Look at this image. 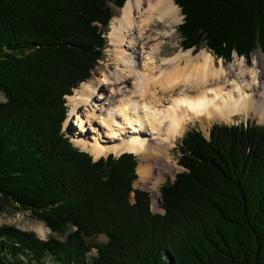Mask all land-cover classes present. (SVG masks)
<instances>
[{
  "label": "trees",
  "instance_id": "obj_1",
  "mask_svg": "<svg viewBox=\"0 0 264 264\" xmlns=\"http://www.w3.org/2000/svg\"><path fill=\"white\" fill-rule=\"evenodd\" d=\"M185 50L230 60L264 53V0H175ZM126 0H0V211L29 212L52 235L0 225V264H264V126L188 130L183 170L161 206L134 188L132 153L91 159L62 131L65 95L91 75L112 6ZM134 196L132 199V193ZM105 235L106 242L90 241Z\"/></svg>",
  "mask_w": 264,
  "mask_h": 264
},
{
  "label": "bare ground",
  "instance_id": "obj_2",
  "mask_svg": "<svg viewBox=\"0 0 264 264\" xmlns=\"http://www.w3.org/2000/svg\"><path fill=\"white\" fill-rule=\"evenodd\" d=\"M174 2L127 0L112 21L111 39L114 62H120L122 53L127 51L134 57L135 66L125 70L109 69V73L103 72L97 81L83 84L70 98L72 111H77L76 118L84 115L88 122L100 118L93 127L98 140H103L102 133L105 135L106 129L108 137L118 138L121 135L118 126L122 123L148 132L147 143L133 140L129 145L133 151H124L140 157L138 183L144 186L149 185L155 173L157 181H164L168 177L165 173L178 167L173 162L171 148L185 131L188 121L202 116L222 117L232 122L236 114L249 115L253 110L264 116V81H257L256 74L246 69L243 61L239 63L238 72L224 67L222 62L220 68H215L212 56L204 50L199 54L203 62L198 68L195 57L187 61V65H193L196 70L193 80L189 81V75L181 72L180 68L186 67L180 58L192 57L191 53L181 51L174 57L161 56L162 46L173 40L172 28L182 19L180 8ZM261 54L260 51L258 61H262ZM120 93L121 98L113 103L111 97L117 98ZM95 96L98 99L93 102ZM164 102L169 103L166 109L159 107L164 106L161 105ZM72 118L69 113L67 121ZM79 120L83 123V118ZM77 142L86 146L89 140ZM91 155L97 159V155ZM155 186L153 188L157 189ZM164 211L162 207L161 212Z\"/></svg>",
  "mask_w": 264,
  "mask_h": 264
},
{
  "label": "rangeland",
  "instance_id": "obj_3",
  "mask_svg": "<svg viewBox=\"0 0 264 264\" xmlns=\"http://www.w3.org/2000/svg\"><path fill=\"white\" fill-rule=\"evenodd\" d=\"M174 3H176V2H174ZM109 5L112 6L111 8L113 10V17L111 18L109 25L106 27L105 36L107 38V43H106L105 47H103L105 49H103L102 57L97 61V63H96L97 65L95 66V68L92 69L91 75L89 76V78H87L85 81H82L78 85L79 87L78 86L75 87L70 95L64 96V98L66 99L65 104L68 107L66 115L68 116L69 113H71V115H73V118L71 120L67 121V119H65V121L63 123V127L66 130V134L70 137V140L72 141L74 146H76V147L79 146L80 147L79 149L83 150V151L88 150L91 154L94 153L95 156L97 155V158L104 155V154H109L111 152L119 154V153L124 152V151H133L129 147V145L133 142V140H136L140 143H144V142L147 143L148 142V140H147L148 132H145L144 130H138V128H135V127L129 125L128 123H124V124L122 123L121 125L118 126L119 132L121 134L118 138L108 137V135H106L108 130L106 129L105 135H103V133H102L103 140H101V139L98 140V138H97L98 134H96L95 131H93V127L97 126L96 123L101 121L100 118L99 119H93L90 122H88L87 119L85 118V116L81 115V116H79V118H83V123H81L79 118H76L77 117V111H72V109H73L71 107L72 105L70 106V104H71L70 98L73 97L72 94L73 93L76 94L77 90L83 84L91 83L92 81H97L103 72L106 71L105 73H109V71H110L109 69H112L111 71H113V70H116L118 67L120 70H125V69H130L131 67L135 66V65H133V62L135 60L134 57L131 55L130 52H127V51L122 53L123 55H121L122 59L120 62H117V63L114 62L115 61V53H114V46H113L114 44H113L112 39H111L112 21L114 20L115 16L118 15V13L121 11V9L124 6L116 7V6H113V4H111V3ZM179 15L182 18L181 21L175 27H173L172 32H170L171 34L174 35L173 40L172 41L170 40L172 43L169 41L168 44H165L164 46H162V48H161L162 51L160 52V54H161V56H164V57H170V56L174 57V56L178 55L181 51L191 53L192 57L186 56L184 58H180L183 61L182 65L184 67H186V69H182L179 67L181 69V72L189 75V77H188L189 81L193 80V76L196 74L195 73L196 70H195V67L193 65H191V64L187 65V61H188V59L195 57L194 63L196 64V67L198 68L199 65L201 64V62H203L202 61L203 59L201 56H199V54L204 50L207 51V53H210V55L212 56L211 62H213V66L215 68H220V65L222 62L224 67H227V68L233 70L234 72H238L239 63L241 61H243L244 67L246 69H249V71L253 72L254 75L256 74L257 81H264V75H263L264 53L262 52V50L260 48H257L252 53L250 59H246L244 56H238L236 53H234L230 60H226V59L220 58V57L218 58L217 56L214 55V53L207 46H203L200 49H196V48L192 47L188 50H185L181 44L183 38H182L181 33L178 29V26L184 21L181 8H180V14ZM260 51L262 52V54L260 56H263L262 61H258V55H259ZM140 57H139V60L141 59ZM232 65H233V67H232ZM248 76H249V74H248ZM258 83L260 84V82H258ZM158 91L159 92L161 91L160 87L158 88ZM259 94L260 93H258V95ZM138 95L139 94H137L135 96L138 97ZM121 96H122V93H120L117 98H115V96H112L110 100L114 101L113 103H116V101L119 100L121 98ZM97 97L98 96H95L92 101L96 102V100L98 99ZM2 101H4V96H3V93L0 91V102H2ZM161 105H164V106L159 105V107H162V108L164 107V109H166L167 106L169 107L168 102L161 103ZM97 108L99 109V107H97ZM263 109H264V107H263ZM263 117L264 116L262 115V113L260 111H254L253 110L249 115L248 114H240V113L236 114V116L233 117L234 120L232 122L226 121L225 118L223 119L222 117H215V118L213 117L211 119H207V118H202V116H201V118L188 121L185 131L183 132V134L179 138H177V140L174 141V145L171 148V156H172L173 162L177 163L178 167L173 169L172 172L167 171L165 173V176L166 177L168 176V177L164 181H157L158 179L155 178V176H156V173H155V175L152 178V181H150L149 185L144 186L143 183H138V182H140V175L138 172V167H139L141 160L139 159L140 157L138 156V154H136L135 155L136 159H137L136 170H137L138 178L134 181V185H133L134 188L145 190V191L149 192L151 195V201H152L153 209L157 212H159V211L161 212L162 211V206H161V203H162L161 199L162 198H161L160 189H161L163 184H165L168 180H174L176 177V174L178 172L182 171V167L178 164V158L180 156L179 147L182 144L183 137L188 130L198 129V130H201L206 136H209L210 129L212 128V126L215 123L216 124H229V125H231V124H246L247 125L250 123H254V124L264 126V118ZM143 124H145V123L143 122ZM138 126L139 125H137V127ZM99 128H101V127H99ZM84 130H85V132H84ZM145 130H147V129H145ZM79 139L89 140L88 145L84 146L83 144L78 143L77 140H79ZM155 185L157 186V189L153 188ZM154 192H155L156 196L154 195ZM133 196H134V192L132 193V199H133ZM0 225H13V226H16V227L23 229V230L32 231L40 239H47L50 235H52L53 237L60 239V240L64 239L63 234H60L57 232H51L50 229L42 221L32 217V215L29 212L23 211V210H16L12 207H5L4 210L0 211ZM90 241L95 242V243H101V242H106L107 238L105 235H98V236L94 237L93 239H91ZM95 256H96V249L92 248L90 250V252H88L86 254V264H95L93 261V258ZM45 264H58V263L52 259L51 255H47L45 257Z\"/></svg>",
  "mask_w": 264,
  "mask_h": 264
},
{
  "label": "water",
  "instance_id": "obj_4",
  "mask_svg": "<svg viewBox=\"0 0 264 264\" xmlns=\"http://www.w3.org/2000/svg\"><path fill=\"white\" fill-rule=\"evenodd\" d=\"M161 201H162V199H161ZM167 258L170 260L171 264H176L175 258L172 257L170 253H167Z\"/></svg>",
  "mask_w": 264,
  "mask_h": 264
}]
</instances>
